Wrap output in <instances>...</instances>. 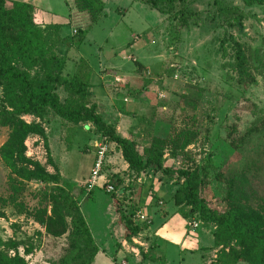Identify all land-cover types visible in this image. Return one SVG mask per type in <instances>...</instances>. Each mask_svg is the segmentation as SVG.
I'll return each instance as SVG.
<instances>
[{
  "label": "rangeland",
  "instance_id": "obj_1",
  "mask_svg": "<svg viewBox=\"0 0 264 264\" xmlns=\"http://www.w3.org/2000/svg\"><path fill=\"white\" fill-rule=\"evenodd\" d=\"M24 1L30 2L35 14L40 13L45 22L53 19L63 24L62 38H70L73 31L85 27L86 19L76 11L73 0ZM102 1V14L82 40L77 42L74 37L55 48L66 60L60 79L70 77L78 56L90 66L108 62V58L113 60L112 68H108L110 65L96 68L101 69L96 72L100 75H96L99 84L100 77L107 79L101 82V91L96 92L95 98L98 107L95 110L102 120L113 125L120 136L132 140L138 152L150 141H159L164 167L207 165L205 187L200 191L206 205L218 211L227 205L251 209L264 225V131L245 137L234 149L225 141L224 127L235 126L240 137L253 120L247 112L249 104L264 110V80L257 77L256 83L241 94L232 68L234 41L242 47L250 64H254L252 54L264 51V5L248 8L239 0H225L224 5L236 6L242 13L235 25L217 15L210 0H196L190 6L193 17L181 25L137 1ZM114 77L122 84L114 82ZM56 93L60 100L66 96L62 85L57 86ZM22 119L37 122L28 116ZM40 123L45 141L29 135L24 141L25 156L49 173L55 171L59 183L73 188L72 195L95 241L109 222L115 228L122 226L114 211L119 203L125 215L138 211L147 218L150 229L133 237L137 242L145 241L146 251L153 250L156 239L164 237L161 230L174 226L179 233L176 229L169 230L166 238L196 241L197 247L190 254L186 249L174 252L175 259L168 264H203L202 258L207 264H215L217 249L212 247V226L188 213V207L172 204L171 195L177 187L174 177L152 171L132 175L124 169L117 148L110 143L97 187L87 192L83 186L88 181L96 150L91 144L105 141L90 124L87 130L83 128L85 124H78L72 133L71 124L51 113ZM7 132L6 127L0 126V145ZM110 184L114 192L107 193L105 186ZM49 187L38 181L26 182L16 194L14 205L6 202L10 190L7 170L0 162V252L8 257L14 252L21 254L27 264H55L64 254L65 236H48L33 218L38 211L49 213L46 194ZM131 221L135 225L144 223L136 222L132 216ZM192 221L198 225L190 231L187 223ZM115 228L106 234V239ZM164 240L168 246L176 247ZM111 242L112 253L120 245L114 239ZM8 243L15 244V248H8ZM127 243L139 247L131 240ZM167 254L173 257V252Z\"/></svg>",
  "mask_w": 264,
  "mask_h": 264
},
{
  "label": "trees",
  "instance_id": "obj_2",
  "mask_svg": "<svg viewBox=\"0 0 264 264\" xmlns=\"http://www.w3.org/2000/svg\"><path fill=\"white\" fill-rule=\"evenodd\" d=\"M134 1L185 25L186 19L194 15L190 12V6L196 0ZM224 1L210 0V6L218 16L230 19L235 25L239 24L242 13L236 6L224 5ZM239 1L248 8L264 5V0ZM73 5L77 12L83 14L86 24L83 29L75 30L70 38H62L59 35L61 25L42 26L40 13L35 14L32 4L19 0H0V126L8 130L0 145V162L7 170L10 195L6 202L14 205L16 194L23 190L26 182L49 184L46 193L49 213L38 211L33 218L48 236H65L64 254L55 264L91 263L98 249L72 195L73 188L59 183L55 171L49 173L38 162L25 156L24 141L29 135L45 141L40 122L51 113L71 124L72 133L78 124H90L106 143L115 145L132 175L139 176L152 171L174 177L177 187L171 195L172 204L178 208L188 207V213H193L203 224L212 226V247L217 249L215 264H264V225L258 214L235 205H227L223 211H218L209 208L200 197V191L206 183L207 165L177 169L164 167L162 146L157 140L150 141L138 152L132 140L120 136L113 125L102 120L95 105L88 103L90 69L83 60L77 61L70 77L60 79L65 60L56 54L55 48L62 41L74 37L80 42L104 7L102 0H73ZM252 59L254 64L249 63L242 47L234 41L232 68L241 94L256 83L257 77L264 80V51H256ZM136 66L137 69L141 68L139 64ZM59 85L63 86L66 93L62 100L56 93ZM247 112L253 116V120L244 127L240 137L235 126H224L227 129L225 141L231 148H237L245 137L264 131V110L250 103ZM23 116L32 117L37 122L27 123L22 119ZM83 188L86 189L85 185ZM120 209L117 203L114 211L122 222L123 239L127 242L145 230L148 223L135 225L131 221L132 213L125 215ZM7 246L15 248L13 243ZM0 264L27 263L15 252L12 257L0 252Z\"/></svg>",
  "mask_w": 264,
  "mask_h": 264
},
{
  "label": "crops",
  "instance_id": "obj_3",
  "mask_svg": "<svg viewBox=\"0 0 264 264\" xmlns=\"http://www.w3.org/2000/svg\"><path fill=\"white\" fill-rule=\"evenodd\" d=\"M20 1L26 2L24 0H20ZM40 21L42 23L41 24L42 26L47 25V24H60L61 26L63 25V24H61V23H59L53 19L50 22H45L44 17L41 18V15H40ZM60 29H61V27H60ZM59 35H61L60 30H59ZM58 56H61V55H58ZM130 57L131 56L127 55V58H130ZM79 59L83 60L81 57L78 56L77 61ZM83 61L86 63V65L90 69V75H89V79H88L89 86H88V90H87L89 99H90V101L92 100L90 102V104H94L96 106V109H98L97 103L95 101V98L97 97L96 92L101 91V90H99L102 88L101 82L103 84V82H106L107 79L103 80V77H100L101 78L100 80H102V81H100V84H99L98 79L96 77V75H98V74L96 72L100 71L101 69H96V68L101 66V65H110L108 68H112V65H113L112 61L113 60H111V59L109 60V58H108V62L102 63L101 65H97V66L96 65L90 66L85 60H83ZM99 76L100 75H98V77ZM92 79H93V83L91 81ZM87 127H88V125L85 124V126H83L84 130ZM104 144H105L106 150H107L108 145L110 143L104 142ZM91 145H92V147H95L97 145V143L92 142ZM118 155L120 156V153ZM125 168H126V166L124 165V169ZM113 227H114V223L109 222L108 226L104 229V233L101 235L99 240L95 241L94 238L92 237L98 250L94 254L90 264H120V263H122V264H168L170 262L169 261L170 259H175L174 252L177 254V252L178 251L180 252L181 249H186L188 251V253L190 254V253H193L196 251V247H197L196 241H187V240H183V239H179V240L175 241V240H170V239L166 238L169 230L174 231V229H176L174 226H170V227L166 226L163 230H161L162 231L161 235L164 237L157 238L156 241L154 242V246H155L154 249L149 250V251L145 250V248H146L145 247V241L137 242L133 237L130 239L131 241L134 242V244H137V246H139V247H134V246L128 244L126 241H124V239H122L123 227L120 224L117 225V228L114 227L115 228L114 233H112L113 229H114ZM149 229H150V227L148 226L144 231H147ZM111 230H112V232L110 233V236H108V239H106V234L109 233ZM115 232H116V235H115ZM176 232H178V229H176ZM164 238L167 239L168 241H171L172 243H174L176 245V247H172L170 245H169L170 246L169 247L168 244L165 243ZM112 239H114L115 243H118L120 246L118 249L114 250V252L112 251V253H111L110 245L113 244V242H111ZM177 247H178V249H177ZM169 251L173 252V257L168 256L167 253ZM141 253H143V254H141ZM181 261H182V259H181ZM201 261L203 264H207L204 262V258H202Z\"/></svg>",
  "mask_w": 264,
  "mask_h": 264
},
{
  "label": "built area",
  "instance_id": "obj_4",
  "mask_svg": "<svg viewBox=\"0 0 264 264\" xmlns=\"http://www.w3.org/2000/svg\"><path fill=\"white\" fill-rule=\"evenodd\" d=\"M75 31H73L74 33ZM114 82H119L121 83L122 81L116 77L113 78ZM122 84V83H121ZM124 84V83H123ZM159 97H161V95L159 94ZM125 101V100H124ZM96 148V151H95V155H94V158H93V166L90 170V175H89V178H88V181L86 182L85 185V190L88 192L89 190H91L93 187H97V179H99V173H100V168H101V165L103 163V159H104V154L106 152V146L104 143H100V144H97L95 146ZM105 192L107 193H111V192H114V188L113 186L110 184V185H106L105 186ZM148 195H150V193H148ZM160 204V202L158 203ZM133 220H135L136 222H144V223H148L147 221V218L142 215L141 213H139L138 211L134 212L133 213V216H132ZM197 225L198 223L197 222H189L187 223V226L188 228L190 229V231H193L195 230V228H197ZM133 242V241H131ZM134 243V242H133ZM20 254V253H19ZM21 255V254H20ZM19 255V256H20ZM13 256V255H12ZM122 264V263H120Z\"/></svg>",
  "mask_w": 264,
  "mask_h": 264
}]
</instances>
